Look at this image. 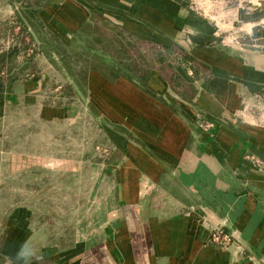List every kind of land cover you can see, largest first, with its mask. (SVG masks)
I'll use <instances>...</instances> for the list:
<instances>
[{
	"label": "crops",
	"instance_id": "0c3cea01",
	"mask_svg": "<svg viewBox=\"0 0 264 264\" xmlns=\"http://www.w3.org/2000/svg\"><path fill=\"white\" fill-rule=\"evenodd\" d=\"M54 1L46 0L37 17L63 44L87 36L99 14L160 52L140 59L118 53L111 60L90 52L94 66H83L86 57H77L74 75L65 79L81 88L79 101L93 102L88 88L101 89L91 113L98 116L109 104L104 111L130 126L122 120L109 122L121 127L116 130L105 126L122 143L109 137V155L85 162L98 176L91 191L71 196L74 203L58 195L63 207L41 211L16 204L0 217V264H264V114H244L242 105L248 95L264 90V51L240 48L237 60L202 41L199 29L184 19L181 27H172L179 30L173 38L141 35L114 18L120 16L113 12L118 6L97 0H63L79 17L62 19L49 10ZM255 17L263 26L244 40L264 44V10ZM185 34L195 49H184ZM168 41L194 64L178 63ZM216 57L240 75L211 66ZM38 82L13 78L6 94ZM199 115L212 120L213 128L200 127ZM71 163L82 166V161ZM217 228L230 236L224 246L209 239Z\"/></svg>",
	"mask_w": 264,
	"mask_h": 264
},
{
	"label": "rangeland",
	"instance_id": "374dc122",
	"mask_svg": "<svg viewBox=\"0 0 264 264\" xmlns=\"http://www.w3.org/2000/svg\"><path fill=\"white\" fill-rule=\"evenodd\" d=\"M45 1L0 0V82L1 97H4L0 100V217L9 213L16 204L37 206L41 211L49 206L63 207L58 195L70 197L68 200L74 203L75 199L71 196L91 191L92 183L98 176V170L85 162L99 161L109 155L111 141L105 124L122 120L126 126H130L127 119L118 118L117 115L110 117L112 113L104 111L111 108L109 104L102 105L101 109L104 110L99 112L100 115L91 113L93 108L96 109L94 101L101 89L88 88L93 102L90 100L86 103L79 101L76 91H73L74 95L69 92L65 85H69L68 79H65V75H68L65 62L67 66L70 63L74 66L76 61H81L80 58H73L78 47L74 41L67 44L60 41L63 47L55 44L46 33L47 30L39 25L37 10ZM97 1L118 6L122 14L114 18L141 35L173 38L179 30L174 33L172 27H181L182 20L189 14L190 21L200 24V20L203 28L210 29L211 35L205 42L226 49L229 54L236 55L237 60L242 52L240 48L264 51V44L257 42V45L244 40L252 31L257 32L259 26H263L255 16L258 11L264 10V0H170L174 3L172 5L168 0L163 4L155 0H137L134 6L124 4L126 0ZM53 6L49 10L54 17L58 15L62 19L67 17L77 21L79 14L69 2L55 0ZM60 11L63 13L60 14ZM92 20L90 31L96 23ZM66 24L68 26L67 21ZM97 24L100 34L111 35V30L108 33L105 24L100 21ZM179 29L182 33V29ZM112 36H117L118 40L120 33ZM121 37L120 45L121 42L125 43L128 52L137 59L143 58L146 53L159 56L160 49L154 45L149 46L143 40H134L124 34ZM85 38L82 36L77 42ZM191 39L189 36V42L183 45L184 49L196 48L192 46ZM168 44L172 45L168 48L181 59L178 63L185 66L194 64L195 61L190 57L183 56L179 45L177 47L172 41H168ZM93 47L97 48L95 44ZM199 49L204 50L202 47ZM56 50L65 55L67 61L59 59ZM84 57L83 66L88 62L94 66V60L88 59V55ZM167 59L172 60L168 56ZM211 66L223 72L239 74L225 69L221 57L213 59ZM198 70L199 73L204 71L201 65ZM12 78H39V82L24 92L12 91L6 94L8 80ZM75 88L80 92L78 86ZM128 88L125 86L121 89L127 92ZM32 102L33 105L27 104ZM242 105L244 114L261 117L264 114V90L248 95ZM240 115L237 112L235 116L239 119ZM196 120L200 127L214 126L212 120L202 115ZM117 127L121 128L113 125V128ZM77 161H82V166L78 163L70 164ZM105 186L106 182H101L100 189H105Z\"/></svg>",
	"mask_w": 264,
	"mask_h": 264
},
{
	"label": "trees",
	"instance_id": "16d2710c",
	"mask_svg": "<svg viewBox=\"0 0 264 264\" xmlns=\"http://www.w3.org/2000/svg\"><path fill=\"white\" fill-rule=\"evenodd\" d=\"M126 1H129V0H126ZM98 8L105 9L108 11H113L111 9L104 8L102 6H98ZM113 12H115L117 14H122L121 10H114ZM95 18H96L95 19L96 23H95L94 27L91 29L90 33L86 36V38L83 39L82 41H78V42L76 41L75 45L78 47V52H76L73 55V58L76 59L80 54L85 56V55H88L89 52H92V53H96L99 56H105L111 60L114 58L115 54L127 53L128 49H127V47L124 46L125 43L121 42L123 46L120 45V41H121V39H123L121 37V34H124V35L129 36V37L133 36L134 34L128 32L127 30H125L124 28H122L118 25L111 23L108 19H106L105 17H102L99 14L95 15ZM98 21L102 22V24H105L108 27V33H110L109 29L111 30V35L107 36V35H102L99 33L100 30H99L98 24H97ZM185 21L187 24H191L192 26H195L196 28H198L199 32L201 31L205 37H209L211 35L210 29L203 28L201 26L202 22L200 20H198L200 22V24H196L195 22L190 21L189 14L185 17ZM39 25L44 28L43 24L40 21H39ZM46 33L50 36V38H52V40L55 44L62 46V47L64 46L63 44L60 43L59 39L54 37L49 31H46ZM101 33L104 34V32H102V31H101ZM114 33H117V34L120 33V38L118 40H117V36H116V38L112 36V34H114ZM94 44L97 48H95V47L92 48V46H94ZM99 48H100V50H98ZM57 54H59V59L63 60L64 62L67 61V57L65 55H61L58 51H57ZM65 66H66L65 70L67 71L69 77L73 76L75 73V71L73 69V65L70 63V65L67 66L66 62H65ZM178 73L181 74V72L179 70H178ZM10 80L11 79H9L8 81H10ZM65 85L69 89V92L72 95H74L75 90L73 89V87H71V85H67V84H65ZM1 88H2V83L0 82V98H1ZM105 130L108 132L109 137L114 142H116V143L119 142V144L122 143L120 136L113 134L110 130H108L106 128H105Z\"/></svg>",
	"mask_w": 264,
	"mask_h": 264
},
{
	"label": "built area",
	"instance_id": "2783aa9c",
	"mask_svg": "<svg viewBox=\"0 0 264 264\" xmlns=\"http://www.w3.org/2000/svg\"><path fill=\"white\" fill-rule=\"evenodd\" d=\"M209 239L212 243L224 246L230 240V236L229 234L223 232L221 229L217 228L212 231Z\"/></svg>",
	"mask_w": 264,
	"mask_h": 264
},
{
	"label": "water",
	"instance_id": "95a60500",
	"mask_svg": "<svg viewBox=\"0 0 264 264\" xmlns=\"http://www.w3.org/2000/svg\"><path fill=\"white\" fill-rule=\"evenodd\" d=\"M120 73H121L123 76L127 77L128 79H130L132 82H134V83L137 84V82H135L134 80H132L130 77L126 76L123 72L120 71ZM71 84H72V83H71ZM73 89L76 91V93L78 94V96H81L79 90H77V89L75 88V86H73ZM105 126L111 128L112 130H116L115 128H113V126H112L110 123L105 124Z\"/></svg>",
	"mask_w": 264,
	"mask_h": 264
},
{
	"label": "flooded vegetation",
	"instance_id": "af4514ba",
	"mask_svg": "<svg viewBox=\"0 0 264 264\" xmlns=\"http://www.w3.org/2000/svg\"><path fill=\"white\" fill-rule=\"evenodd\" d=\"M200 34H201V37H203L202 38V41H205V40H208L209 39L208 37H205L204 34L201 31H200Z\"/></svg>",
	"mask_w": 264,
	"mask_h": 264
}]
</instances>
